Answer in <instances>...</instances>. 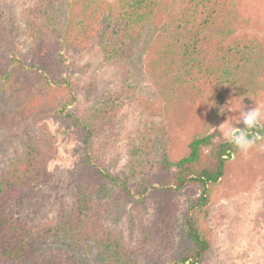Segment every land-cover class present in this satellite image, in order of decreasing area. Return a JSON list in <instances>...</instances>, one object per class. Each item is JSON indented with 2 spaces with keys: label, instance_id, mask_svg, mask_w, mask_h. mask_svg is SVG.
<instances>
[{
  "label": "trees",
  "instance_id": "1",
  "mask_svg": "<svg viewBox=\"0 0 264 264\" xmlns=\"http://www.w3.org/2000/svg\"><path fill=\"white\" fill-rule=\"evenodd\" d=\"M161 1L25 0L17 19L0 0V133L32 128L0 172V264H92L66 247L84 258L95 252L94 264H205L211 198L241 152L223 131L192 125L205 104L214 108L216 91L248 99L264 82V14L242 0H177L162 59L172 73L170 92L184 109L181 129H191L180 150L181 142L166 144V129L149 112L155 106L134 86V60ZM243 27L250 35L235 36ZM96 52L121 79L112 93L84 103L64 76L65 58ZM125 105L151 126L128 146L125 167L110 168V153L97 140L101 125L115 123ZM51 118L66 120L81 141L65 178L49 167L57 155ZM172 125L169 135L180 128L176 119ZM249 134L264 151V127ZM47 188L69 197L54 220L33 225L14 213L28 195ZM127 206L136 238L112 225ZM178 230L185 242L177 241Z\"/></svg>",
  "mask_w": 264,
  "mask_h": 264
},
{
  "label": "rangeland",
  "instance_id": "2",
  "mask_svg": "<svg viewBox=\"0 0 264 264\" xmlns=\"http://www.w3.org/2000/svg\"><path fill=\"white\" fill-rule=\"evenodd\" d=\"M25 0H4V6L20 19V12ZM113 1V0H106ZM249 4L255 10L264 14V0H242V5ZM177 0H162L155 18L150 22L147 35L139 48V55L134 60V86L144 97L152 101L151 114H156V124H163L166 129V144L171 143L177 147L181 142L182 150L188 139L189 130H182L181 113L184 109L177 98L170 92L172 86V73L163 68V51L166 48L165 38L168 36L170 21H173L174 9ZM164 28V29H163ZM235 36H248L250 31L238 28ZM247 37H243L245 39ZM64 76L68 77L74 86H78V97L84 103L94 99L96 95L108 94L118 86L121 76L117 70L103 67L99 52L81 56H66ZM162 66V67H161ZM257 90L252 96L240 99L237 94L219 92L213 93L212 109L207 103L202 114L197 117L192 127H200L207 131L224 130L225 124L237 126L239 113L235 107L239 105L244 110L264 106V82L258 83ZM3 91V89H1ZM259 92V93H258ZM259 95H256V94ZM230 111L226 108H230ZM223 107V108H222ZM132 105H125L120 109V115L115 123L101 125L102 132L98 136L97 144L106 146L111 158L110 168L125 167L127 148L144 126L145 117L141 111ZM222 108V109H221ZM224 109L225 111L223 113ZM176 115V116H174ZM174 116V117H173ZM180 123L175 130L172 120ZM52 136L55 139L57 155L50 164V171L65 178L73 169L81 154V141L73 134L72 127L66 120L51 118L47 120ZM69 125V126H68ZM110 128V129H109ZM27 127L18 134L12 135L6 131L0 133V172L11 160L14 151L24 146L23 137L31 132ZM158 133H161L158 131ZM160 136V135H159ZM162 137V136H161ZM161 150H159L160 152ZM155 152V151H154ZM263 149L260 146L252 147L247 153H241L232 158L227 177L215 188L209 207L208 229H210L211 249L205 264H264V164L261 162ZM162 153V152H160ZM65 191L59 189H39L27 196L14 210L19 216H29L33 225H38L46 220H54L57 207L62 199L69 202ZM125 207L112 219V225L121 227L128 239L135 237L136 228L133 226V215ZM207 226V223H203ZM177 241H186L180 230L177 232ZM46 243L43 246H50ZM59 243L56 244V246ZM68 254L77 258L86 259L94 264L95 252L92 257L84 258L74 247H66Z\"/></svg>",
  "mask_w": 264,
  "mask_h": 264
},
{
  "label": "clouds",
  "instance_id": "3",
  "mask_svg": "<svg viewBox=\"0 0 264 264\" xmlns=\"http://www.w3.org/2000/svg\"><path fill=\"white\" fill-rule=\"evenodd\" d=\"M223 108V107H222ZM221 108V109H222ZM220 109V112L223 113ZM230 111V108H226ZM235 111L239 113L238 124L242 123L243 128H238L233 124H225L223 130L224 139L232 144L239 152L247 153L255 145L258 137L250 136L249 130L264 127V106L254 107L245 111L244 107L237 105Z\"/></svg>",
  "mask_w": 264,
  "mask_h": 264
}]
</instances>
